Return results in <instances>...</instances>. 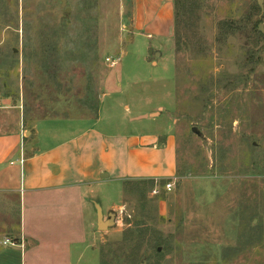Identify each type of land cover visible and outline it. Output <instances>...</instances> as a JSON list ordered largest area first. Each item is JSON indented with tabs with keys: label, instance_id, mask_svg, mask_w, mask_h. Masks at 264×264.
<instances>
[{
	"label": "rangeland",
	"instance_id": "1",
	"mask_svg": "<svg viewBox=\"0 0 264 264\" xmlns=\"http://www.w3.org/2000/svg\"><path fill=\"white\" fill-rule=\"evenodd\" d=\"M260 3L186 0L179 34L155 43L134 31V0H0V137L94 118L105 101L106 131L169 133L176 145L171 178L112 182L95 195L114 225L97 233L92 207L81 256L30 258L19 198L0 193V264H264ZM142 115L151 119L130 122Z\"/></svg>",
	"mask_w": 264,
	"mask_h": 264
},
{
	"label": "crops",
	"instance_id": "2",
	"mask_svg": "<svg viewBox=\"0 0 264 264\" xmlns=\"http://www.w3.org/2000/svg\"><path fill=\"white\" fill-rule=\"evenodd\" d=\"M134 4L135 32L155 43L173 39V0H134ZM104 102L94 118L44 119L25 141L17 135L0 137V193L19 198L24 225L23 236H18L30 258L45 254L57 260L62 254L69 257L74 248L81 256L88 248V233L96 229L91 222L95 195L103 194L112 182L155 181L175 173L173 135L106 131L101 127ZM145 119L151 118L142 115L130 122ZM41 139L47 144L39 146ZM26 212L32 222L28 227ZM43 221L44 228L38 225Z\"/></svg>",
	"mask_w": 264,
	"mask_h": 264
},
{
	"label": "water",
	"instance_id": "3",
	"mask_svg": "<svg viewBox=\"0 0 264 264\" xmlns=\"http://www.w3.org/2000/svg\"><path fill=\"white\" fill-rule=\"evenodd\" d=\"M62 6L65 5V0H60ZM261 0H258V4L261 7ZM66 11H68V9H66ZM262 11V10H261ZM259 31L262 32L264 34L263 31H261V25H259L258 27ZM156 56H158V54H156ZM142 118H145L144 116ZM193 132L195 134H199L197 129H193ZM95 206V211H96V217H97V231L98 232H106L108 231V229H110L113 225H114V219L112 215H109L108 219L106 221L103 220V215H102V211L99 207V205L94 204Z\"/></svg>",
	"mask_w": 264,
	"mask_h": 264
},
{
	"label": "trees",
	"instance_id": "4",
	"mask_svg": "<svg viewBox=\"0 0 264 264\" xmlns=\"http://www.w3.org/2000/svg\"><path fill=\"white\" fill-rule=\"evenodd\" d=\"M186 0H173V10H174V37L179 34L178 27L180 25V16L181 11L185 8ZM150 185H153V180H147ZM160 185H165L163 182H160Z\"/></svg>",
	"mask_w": 264,
	"mask_h": 264
},
{
	"label": "built area",
	"instance_id": "5",
	"mask_svg": "<svg viewBox=\"0 0 264 264\" xmlns=\"http://www.w3.org/2000/svg\"><path fill=\"white\" fill-rule=\"evenodd\" d=\"M106 62H110V59H106ZM4 106H5V104H2L1 102H0V108H4ZM171 189H172V183H166L165 185H164V190L166 191V192H170L171 191ZM158 190L157 189H154L152 192H151V195L152 196H156V195H158ZM119 213L120 214H122V211H119ZM10 244L11 246H14V244L13 243H11V242H9L8 240L7 241H5L4 242V245L5 244Z\"/></svg>",
	"mask_w": 264,
	"mask_h": 264
}]
</instances>
